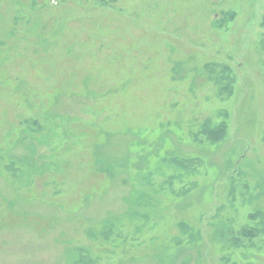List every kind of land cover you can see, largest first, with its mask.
Listing matches in <instances>:
<instances>
[{
    "label": "rangeland",
    "instance_id": "rangeland-1",
    "mask_svg": "<svg viewBox=\"0 0 264 264\" xmlns=\"http://www.w3.org/2000/svg\"><path fill=\"white\" fill-rule=\"evenodd\" d=\"M71 254L264 264V0H0V264Z\"/></svg>",
    "mask_w": 264,
    "mask_h": 264
},
{
    "label": "trees",
    "instance_id": "trees-1",
    "mask_svg": "<svg viewBox=\"0 0 264 264\" xmlns=\"http://www.w3.org/2000/svg\"><path fill=\"white\" fill-rule=\"evenodd\" d=\"M212 134H213V136L211 135L212 137H214V135L216 137H220L223 134V129H218L216 131H213ZM29 142L30 141H24V140L22 142V144H23L22 147L26 150V152L23 155L21 160L23 161V163L35 164L36 161L34 160V157H32V155H30L28 153V151H31V149H32V147H29L30 146V144H28ZM35 152L36 151H34V154H36ZM70 257L72 258L73 261H75V264H78V263L84 264V263H86L85 259L83 257H81L79 254L76 257L73 254H71Z\"/></svg>",
    "mask_w": 264,
    "mask_h": 264
}]
</instances>
